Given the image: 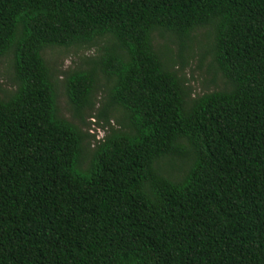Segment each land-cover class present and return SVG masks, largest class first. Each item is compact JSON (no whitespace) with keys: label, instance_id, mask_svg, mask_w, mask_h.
I'll list each match as a JSON object with an SVG mask.
<instances>
[{"label":"trees","instance_id":"1","mask_svg":"<svg viewBox=\"0 0 264 264\" xmlns=\"http://www.w3.org/2000/svg\"><path fill=\"white\" fill-rule=\"evenodd\" d=\"M202 30L226 86L193 96ZM70 47H97L62 74L82 122L105 88L101 138L61 113ZM3 57L0 264H264V0H0Z\"/></svg>","mask_w":264,"mask_h":264},{"label":"rangeland","instance_id":"2","mask_svg":"<svg viewBox=\"0 0 264 264\" xmlns=\"http://www.w3.org/2000/svg\"><path fill=\"white\" fill-rule=\"evenodd\" d=\"M198 39L193 43V50L185 53L187 58V64L183 67L182 73L188 79V84L192 88L193 96H200L207 92L223 89L226 86V81L222 77L221 73L217 72L213 68L212 55L202 54L207 46L208 40L204 38L201 31ZM168 39L157 34L156 45L162 46ZM173 49L174 57L178 60L175 65L176 69H181L182 65L178 57V45L176 43H169ZM97 54V47L91 48H55L47 52V58L51 65L57 71L58 78V104L63 116L75 121L79 124L84 131L89 132L91 135L97 134L98 138L104 136V130L100 127V121L95 116L98 112V108L101 105L105 97V88L99 90L96 94V107L94 110H87L85 113V122L75 118L71 110V106L68 102V98L65 91L64 75L62 72L83 64V57L94 56ZM204 56V57H203ZM16 88L14 81V73L10 67L9 57H3L0 59V95L7 96L13 92ZM112 124H117L116 119L112 117ZM91 140V138L89 139Z\"/></svg>","mask_w":264,"mask_h":264}]
</instances>
